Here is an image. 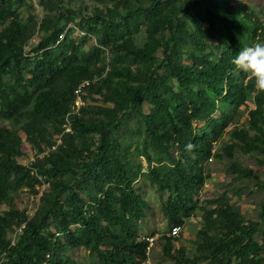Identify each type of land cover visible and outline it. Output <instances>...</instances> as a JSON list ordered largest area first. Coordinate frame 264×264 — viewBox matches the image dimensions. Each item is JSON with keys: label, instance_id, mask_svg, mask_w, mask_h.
I'll list each match as a JSON object with an SVG mask.
<instances>
[{"label": "trees", "instance_id": "trees-1", "mask_svg": "<svg viewBox=\"0 0 264 264\" xmlns=\"http://www.w3.org/2000/svg\"><path fill=\"white\" fill-rule=\"evenodd\" d=\"M112 1L113 8H108L106 15L98 12L103 26L100 46L112 47L118 53L148 62V76L136 75L130 69L120 68L113 69V74L125 81V101L130 104L129 109L133 111L136 104H140L139 113L149 133L176 167L171 176L173 178H163L158 171L153 176L162 191L173 193L163 208L170 226H183L196 211L193 196L207 181L204 164L213 157L214 143L223 134L222 129L213 128L211 134L205 131L199 135L196 125L212 119L218 109L217 99L223 98L225 102L239 108L247 102L246 88L238 81L232 60L240 51L235 34L241 29L252 30L249 24L251 16L246 7L237 11L235 8H226L219 1L204 0L209 16L212 19L217 17L226 25L232 46L221 56L216 53L200 56L196 52H184V46L193 44L203 51L213 48L219 53L223 50L209 44L215 35L204 28L197 0ZM176 1L181 3L180 9L172 5ZM147 4L150 6L147 7ZM123 7L129 10L126 18L119 14ZM13 9L12 0H0V106L6 120L15 118L22 108L31 103L29 90L45 85L27 125L29 141L44 154L42 145L50 151L54 147L47 137L50 134L49 125L52 122L62 124L61 121L72 113L75 90L83 82L93 80L89 68L93 57L88 54L83 63L76 64L77 49L71 42L60 43L61 30L53 32L49 39L50 45H58L59 55L45 52L43 46H39L37 51H44L42 56H27L25 47L30 40L29 29L17 21ZM143 13L154 16L148 28L150 43L140 49L131 40L123 39L122 44L118 45L120 25L111 21L116 18L127 21L134 14ZM242 13L247 14L243 16ZM183 14L192 18L200 37L189 33L187 23L179 19ZM166 32L168 39L157 38ZM94 51L101 53L98 49ZM159 52L164 56L163 61L158 58ZM183 55L191 57L194 67L180 62ZM214 57H218V60H214ZM163 64L166 65L165 74L160 72ZM29 66H32L31 70ZM7 76L15 80L14 85L6 83ZM169 77L179 82L185 91L183 95L171 91L167 83ZM59 82L61 85L57 87ZM126 82L137 86H128ZM105 87H109L106 81L99 87L90 84L87 90L105 97ZM164 90L175 95L176 100L165 98L162 93ZM146 101L155 107V113L150 116L142 111ZM112 103L116 108L99 110L107 121L98 125L87 124L78 116L72 117L74 126L80 129L83 136L99 137L95 151L77 157L76 164L67 162L61 152H50L32 165L35 170L33 173L17 162L23 156L20 138L10 130L0 128V207L5 204L14 207L9 194L21 184L34 191L44 180L50 183L53 178L66 174L72 175L77 188L88 193L89 198L87 206L69 184H53L55 196L50 199L51 206L36 219L28 220L23 214H16L15 210L4 217L0 216V253H8L9 264H77L64 256L63 249L67 245L86 247L99 257L102 264H142L149 260L150 241L140 239L134 224V220L139 219L144 212L143 201L124 174L118 156L120 145L110 133V129L117 127L129 113L121 104ZM257 107L251 113L250 131L236 130L232 140L248 154L257 151L264 155V93L257 97ZM236 147L233 145L228 148L230 159H234ZM75 169H80V172ZM233 169L243 177L254 176V172L243 170L239 164H234ZM63 191L72 194L66 206L58 203ZM221 216L226 229L222 237L214 239L205 233L200 246L201 254L197 257H189L184 250H180L177 255L170 253L176 259V264H200L202 259H211L217 264H264V257L261 256L264 244L254 239L259 224L248 223L240 211L229 206L222 207ZM14 218L18 219L19 227L26 226L18 242L11 246L7 231L12 227L10 221ZM76 223L80 227L72 231L70 228ZM51 227L56 233L50 231ZM118 228L120 231H117ZM45 231L48 233L45 234Z\"/></svg>", "mask_w": 264, "mask_h": 264}, {"label": "rangeland", "instance_id": "rangeland-1", "mask_svg": "<svg viewBox=\"0 0 264 264\" xmlns=\"http://www.w3.org/2000/svg\"><path fill=\"white\" fill-rule=\"evenodd\" d=\"M14 4L13 12L19 23L29 29L30 40L26 44L27 56H42L45 52L60 54L58 45H50L49 39L53 32L63 31L60 43L71 42L74 49H77L76 64L83 63L86 55L92 54L93 63L90 72L93 75L91 85L99 87L105 81L109 87H105L104 96H99L86 90L81 97L83 107L80 111L76 105L71 108L72 113L59 122H52L49 125L48 139L54 144L50 151L42 145L45 153L39 152L28 139L27 125L31 121V114L40 93L45 89V85L40 88L29 90L30 105L22 108L15 118L6 120L4 110L0 106V128H6L16 134L22 144L23 156L17 160L18 164L35 173L34 165L40 162L50 152H61V156L67 161L76 164V158L86 156L89 151L94 152L97 148L99 137L95 135L83 136L80 129L73 123V116L82 118L87 124H100L107 121L106 117L99 113L102 109L116 108L112 102L121 104L124 110L129 113L122 118L121 123L110 129L112 137L120 145L118 154L120 163L124 168V174L133 184V189L143 201V214L139 219L134 220V224L140 239H156L155 246L150 251L147 264H176V259L170 253L177 255L180 250H184L189 257H197L201 254L200 246L203 243L205 233L214 239H219L225 233V222L222 219V207L229 206L236 211H240L243 218L248 222L259 224L254 239L264 244V155L260 152L246 153L237 142L232 140V135L236 130L250 131L251 113L257 110V97L262 94L255 89L254 82L246 74L236 71L238 81L245 86L247 91V102L243 107H236L217 99L218 109L212 119L208 122L198 123L196 128L198 134L203 135L205 131L212 133L213 128L223 130L221 139L214 143V155L204 164L207 181L204 187L198 189L193 196L196 205L195 213L183 225V232L180 236L172 235L173 227L170 226L165 217L164 204L173 196L169 190L162 191L161 186L154 180V172H160L161 176L171 177L175 166L169 161L165 150L155 141L148 131V127L142 119L139 110L140 104H136L132 111L130 104L125 101L124 83L125 81L114 77L113 69H130L136 75L148 76V62L129 57L112 50V47L103 48L100 46L102 39V25L98 12L107 14L108 8H113L112 0H12ZM120 1V0H119ZM221 2L226 8L241 10L246 7L247 13L251 16L249 24L251 31L243 29L235 34L238 48L254 43H264V0H215ZM134 2V0H133ZM198 9L203 15L204 28L211 30L215 39L209 44L221 47L219 53L213 48L202 50L193 44L184 46V52H196L200 56H209L213 53L221 56L225 50L232 46L229 39L226 25L215 17L212 19L206 9L204 0H197ZM193 3V4H196ZM177 9L181 8V3L176 1L172 4ZM147 7L150 5L147 4ZM129 10L120 8L119 14L122 18L128 16ZM247 13H242L243 16ZM154 19L150 13L134 14L131 20L116 18L111 22L119 24V42L131 40L137 48H143L149 44L148 28ZM188 25L189 33L192 36L200 37L192 18L187 14L179 17ZM1 30V28H0ZM159 40L168 39L167 32L157 37ZM43 46L44 51L38 52L37 48ZM98 49L101 53H96ZM159 60L163 61L164 56L159 52ZM218 60V57H214ZM180 62L186 66L194 67L195 63L189 55H183ZM32 66H29V70ZM161 74H165L166 65L163 64ZM29 78V77H27ZM8 85H14L15 80L10 76L6 77ZM127 83V82H126ZM168 86L177 95H183L185 91L179 82L172 78H167ZM61 82L57 84L60 87ZM128 86H137L134 83H127ZM162 93L164 97L174 101L175 95ZM76 101V99H75ZM145 115L155 113V107L150 101H146L142 106ZM2 114V115H1ZM264 127V125H263ZM70 131V132H69ZM237 145L233 151L234 159L228 156V148ZM62 147V148H60ZM61 149L63 151H61ZM65 151V152H64ZM176 153V151H174ZM239 164L243 170H251L254 176L251 178L236 174L233 165ZM80 172V169H75ZM173 178V177H171ZM71 174L61 175L53 178L50 183L44 180L32 191L25 184H21L16 191L10 192V197L14 201V207L3 205L0 207V216L16 211V214H23L26 219H36L48 208L50 199L55 196L52 189L53 184H66L72 188L73 192L89 205L88 193L77 188V183L73 181ZM120 193H118V196ZM72 194L70 191H63L58 199V203L66 206L70 202ZM68 202V203H67ZM53 221V219H51ZM12 227L7 231L8 240L17 243L21 237L17 233L18 219H11ZM80 227L79 223L71 226L72 231ZM50 231L56 233L51 227ZM117 231H120L118 228ZM45 234L48 232L45 231ZM63 238V237H61ZM171 240V241H169ZM64 242V238L62 239ZM63 254L68 259L77 264H102L99 257L86 247L65 246ZM264 257V252L261 253ZM237 263V261H236ZM200 264H217L211 259H202Z\"/></svg>", "mask_w": 264, "mask_h": 264}, {"label": "clouds", "instance_id": "clouds-1", "mask_svg": "<svg viewBox=\"0 0 264 264\" xmlns=\"http://www.w3.org/2000/svg\"><path fill=\"white\" fill-rule=\"evenodd\" d=\"M235 69L254 82L258 93H264V43H254L242 48L234 56Z\"/></svg>", "mask_w": 264, "mask_h": 264}, {"label": "built area", "instance_id": "built-area-1", "mask_svg": "<svg viewBox=\"0 0 264 264\" xmlns=\"http://www.w3.org/2000/svg\"><path fill=\"white\" fill-rule=\"evenodd\" d=\"M90 86V82L86 81L83 82L74 92V96H75V105L78 111H80L81 107H83V103L81 102V97L83 96L84 92L88 89V87ZM70 132V131H69ZM25 224L20 226L17 229V233H22L23 229L25 228ZM183 232V226H176L173 228L172 231V235L175 237H178L181 235V233ZM148 240L150 241V247H149V256H150V251L152 250V248L155 246V242L156 239H150L148 238ZM16 243L13 242L11 243V246L15 245ZM0 264H9V257H8V253L7 252H2L0 253ZM142 264H147L146 262H143Z\"/></svg>", "mask_w": 264, "mask_h": 264}]
</instances>
